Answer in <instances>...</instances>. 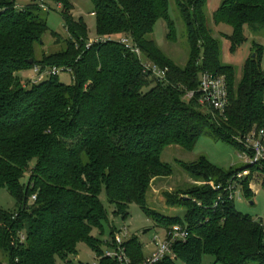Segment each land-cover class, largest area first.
I'll list each match as a JSON object with an SVG mask.
<instances>
[{
    "label": "trees",
    "instance_id": "16d2710c",
    "mask_svg": "<svg viewBox=\"0 0 264 264\" xmlns=\"http://www.w3.org/2000/svg\"><path fill=\"white\" fill-rule=\"evenodd\" d=\"M91 1L97 34L105 40L88 47V24L74 16L71 0H33L24 8L17 7L18 0H0V190L6 188L18 203L15 213L0 207V264H73L70 256L78 254L82 242L96 254L97 264H122L106 256L104 242L93 235L110 222L103 195L116 217L127 219L130 205L137 204L159 228L188 226V239L172 245L174 258L167 255L154 264H202L204 255L213 256V264H264V224L240 212L227 192L211 184L226 186L239 172L254 169L263 173L264 188V164L226 170L205 156L182 162L194 182L164 197L171 207L185 206L184 215L165 216L148 205L155 182L173 174L162 161L166 147L191 151L205 134L243 151L237 138L264 126L263 47L255 45L238 80L237 67L221 60L220 41L205 13L207 0H174L189 44L181 66L151 38L160 19L167 23L168 39L176 38L169 0ZM46 3L59 5L69 37L62 51L38 59L36 45L43 44L49 29ZM213 22L232 28L224 37L235 51L247 39L246 28L264 33V0H223ZM122 38L147 60L168 68L169 83L144 73ZM36 66L71 72L73 83L55 75L25 85L19 72ZM203 71L226 76L224 113L185 100L188 91L198 89ZM249 180L237 181L252 200ZM105 244L118 249L113 228ZM123 246L129 264L145 262L137 237Z\"/></svg>",
    "mask_w": 264,
    "mask_h": 264
},
{
    "label": "rangeland",
    "instance_id": "374dc122",
    "mask_svg": "<svg viewBox=\"0 0 264 264\" xmlns=\"http://www.w3.org/2000/svg\"><path fill=\"white\" fill-rule=\"evenodd\" d=\"M33 0H18L17 7L24 8L32 3ZM75 5L74 16L76 18L83 17L89 27L90 40L102 38L97 34L96 17L93 15L94 6L91 0H71ZM170 1L169 14L176 24V38L169 40L168 27L164 19H160L151 34V38L156 41L158 46L174 60L177 64L184 66L189 57V44L187 39V30L184 21L181 18L180 10L174 0ZM223 0H207L205 13L208 25L214 31V36L219 39L221 44V60L226 65L237 67L241 76L242 66L252 55L254 47L259 44L263 47L261 64L264 71V33H254L249 28L245 29L246 41L243 42L235 51H231V43L229 39L224 37L225 34L232 33V28L226 24L216 25L213 22V13L221 5ZM45 9H49L47 17L48 31L43 36V44L36 45V57L41 59L43 55L49 56L58 53L66 48V40L69 33L64 26V20L61 15V8L55 3H46ZM52 32L58 34L57 37ZM90 42V41H89ZM35 68V67H34ZM20 77L25 85H30L32 79L38 74L34 69L20 71ZM58 78L66 84L73 83V75L71 72L60 71ZM241 151L235 145L227 143L223 140H216L208 135L201 134L196 146L189 151L179 145H170L165 148L162 153V161L171 166L173 170L172 176L155 182L151 193L148 196V205L165 216H183L185 206L171 207L167 205L164 197L165 192H174L177 188L191 184L192 176L182 167L181 163H189L196 161L199 157L205 156L215 166L229 170L231 167L244 166L245 159L241 156ZM34 166V162L31 164ZM249 174L245 178H249V188L254 193L252 200L243 194L244 185L240 186L239 193L236 195L235 205L243 214H248L264 224V188L262 187L263 173L257 170L245 169ZM244 171V170H243ZM30 181V172L27 171L22 179L23 184ZM222 192H225L222 190ZM222 194V193H219ZM105 206L109 209L110 222H104V232L100 233L98 229L93 232L94 236H99L103 243V250L107 253L110 248L105 244L113 235L116 237L123 229H128V235H123L124 241L137 237L144 246V254L146 257L151 256L155 251L153 244L156 237H163L165 230L157 227L155 221L149 218L137 204H131L129 208V217L123 219L112 214L114 206L108 203L106 195L102 196ZM0 207L6 211L15 213L18 210L16 199L10 194L6 188L0 190ZM168 256L174 258L173 252H169ZM73 264H97L99 259L96 254L88 247L85 242L78 245V254L70 256ZM215 258L210 255H204L202 264H213ZM58 264H63L61 261ZM178 264H185L178 261Z\"/></svg>",
    "mask_w": 264,
    "mask_h": 264
},
{
    "label": "built area",
    "instance_id": "2783aa9c",
    "mask_svg": "<svg viewBox=\"0 0 264 264\" xmlns=\"http://www.w3.org/2000/svg\"><path fill=\"white\" fill-rule=\"evenodd\" d=\"M46 7V6H44ZM105 38L96 40H90L88 47L96 42L104 41ZM121 42L127 47L131 48L138 56L143 72L155 77L159 82L169 83L168 68H161L159 65L147 60L142 53L141 49L134 45L130 40L122 38ZM34 71L38 74L37 77L32 79L31 84H39L51 76L58 75L62 69H51L42 71L40 67L36 66ZM193 99H197L198 102L205 108L224 113L229 106V93L227 78L224 74H216L211 71H203L200 74L199 86L196 91H188L185 95V100L190 102ZM237 141L243 146L240 157L242 156L245 164L259 165L264 164V126L260 129L253 130L245 138ZM249 174L248 170H244L236 174L226 186H215L211 183L215 190H224L228 193V197L231 200L236 199V195L239 193L240 184L237 180L244 179ZM222 193V192H220ZM220 199V196H219ZM189 230L187 225H175L170 230H165L164 236L156 237L153 244L155 246L154 253L146 257L143 264H154L165 258L169 252L172 251V245L176 241H186L189 237ZM123 235H128V229L123 228L118 235L115 237V243L118 247L117 250L110 249L106 256L119 260L122 264H129V258L126 255V249L123 246L124 238ZM7 264V263H2Z\"/></svg>",
    "mask_w": 264,
    "mask_h": 264
},
{
    "label": "water",
    "instance_id": "95a60500",
    "mask_svg": "<svg viewBox=\"0 0 264 264\" xmlns=\"http://www.w3.org/2000/svg\"><path fill=\"white\" fill-rule=\"evenodd\" d=\"M29 62H30V63H32V62H33V60L31 59V60H29ZM185 199H188V197H185Z\"/></svg>",
    "mask_w": 264,
    "mask_h": 264
},
{
    "label": "crops",
    "instance_id": "0c3cea01",
    "mask_svg": "<svg viewBox=\"0 0 264 264\" xmlns=\"http://www.w3.org/2000/svg\"><path fill=\"white\" fill-rule=\"evenodd\" d=\"M161 180V179H160ZM156 182H159V180H157Z\"/></svg>",
    "mask_w": 264,
    "mask_h": 264
}]
</instances>
